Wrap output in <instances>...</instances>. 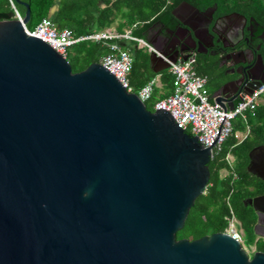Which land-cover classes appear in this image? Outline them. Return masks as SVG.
I'll return each mask as SVG.
<instances>
[{
	"label": "water",
	"instance_id": "1",
	"mask_svg": "<svg viewBox=\"0 0 264 264\" xmlns=\"http://www.w3.org/2000/svg\"><path fill=\"white\" fill-rule=\"evenodd\" d=\"M22 4V21L0 12V264H264L226 232L176 238L208 183L210 148L98 62L73 73L25 32ZM214 9L182 1L172 14L201 42ZM257 61L256 74L237 71L243 90L264 83ZM150 65L169 67L155 52ZM211 97L225 110L236 99L221 88ZM248 156L247 172L264 182V145ZM246 203L264 238V193Z\"/></svg>",
	"mask_w": 264,
	"mask_h": 264
},
{
	"label": "trees",
	"instance_id": "2",
	"mask_svg": "<svg viewBox=\"0 0 264 264\" xmlns=\"http://www.w3.org/2000/svg\"><path fill=\"white\" fill-rule=\"evenodd\" d=\"M182 1L200 11L215 6L212 20L232 12L238 13L257 24V34L264 33V0H0V12L12 11L13 4L23 16L25 7L22 3H26L29 5V17L25 26L29 30L47 17L57 29L68 28L75 37L114 25L117 32L129 29L132 36L149 41L148 33L155 27H162V30L175 28L178 22L172 10ZM111 42L127 50L131 57L128 82L132 92L138 93L153 77L158 76L159 85H154L149 97L144 100L147 110L154 111V104L172 93L174 76L168 69L154 73L150 53L146 48L138 47L136 41L80 40L67 47L64 58L73 73L79 72L108 53ZM253 46L254 49L258 46L256 54L264 65V37H255ZM193 68L197 74L206 77L210 98L224 81L231 78L225 75L217 60L204 55H197ZM261 97L252 111L245 112V119L237 115L231 121L232 134L210 158L207 164L208 183L203 193L194 200L182 228L176 232L177 239L194 240L214 232H225L230 216L237 220L242 233L245 229H253L257 214L246 201L264 193V182L248 173L246 167L249 152L264 145V93ZM185 131L190 133L188 129ZM236 133L243 134V137H237ZM229 156L232 160L228 159ZM251 232L253 251L264 252V238Z\"/></svg>",
	"mask_w": 264,
	"mask_h": 264
},
{
	"label": "built area",
	"instance_id": "3",
	"mask_svg": "<svg viewBox=\"0 0 264 264\" xmlns=\"http://www.w3.org/2000/svg\"><path fill=\"white\" fill-rule=\"evenodd\" d=\"M11 5L14 13L13 18L22 21L23 16L17 12L13 4ZM24 30L28 35L46 42L63 57H65L67 47L80 40L97 42L127 39L136 41L138 47L146 48L149 53L155 52L169 63L167 69L173 74L174 79L172 93L158 100L154 104V109L169 112L178 127L184 131L188 129L189 134L196 136L200 144L210 148V158L219 150L222 142L232 134L231 121L237 115L245 119V112L252 111L259 104L264 93V83L251 91L242 89L236 96L233 108L225 110L213 102L212 97L210 98L206 88V77L197 74L193 68V56H188L185 60L178 58L177 61L172 62L149 41L132 36L129 29L117 32L107 28L92 34L75 37L70 29H57L54 23L45 17L31 30L27 29L24 24ZM108 48L110 51L100 56L98 63L110 71L128 92H132L128 82L131 67L129 53L116 42L109 43ZM154 85H159L158 76L153 77L136 94L144 101L149 97ZM235 135L239 138L243 137L241 133ZM228 159L232 160L230 156ZM240 230H238L237 220L230 216L225 232L232 235L244 247Z\"/></svg>",
	"mask_w": 264,
	"mask_h": 264
},
{
	"label": "flooded vegetation",
	"instance_id": "4",
	"mask_svg": "<svg viewBox=\"0 0 264 264\" xmlns=\"http://www.w3.org/2000/svg\"><path fill=\"white\" fill-rule=\"evenodd\" d=\"M234 13L212 20L209 25L211 36L199 34L202 38L201 42L190 37V32L180 28L182 25L178 20V24L173 29L165 28L162 30V27H155L148 34L149 40L154 42L159 51L172 57L177 52L180 57L193 56L194 61L197 55H204L217 60L218 66L224 68L225 75L231 76L219 88L229 94L235 93L237 96L244 85L238 81L240 75L237 71H245L250 75L256 74L254 66L257 65L259 54H256L258 46L254 49L253 42L255 37L263 38L264 33H256L257 24L252 19L246 20L243 24L239 17L231 16ZM183 16L185 20H188V16L184 14Z\"/></svg>",
	"mask_w": 264,
	"mask_h": 264
},
{
	"label": "rangeland",
	"instance_id": "5",
	"mask_svg": "<svg viewBox=\"0 0 264 264\" xmlns=\"http://www.w3.org/2000/svg\"><path fill=\"white\" fill-rule=\"evenodd\" d=\"M238 230H240L239 226H238ZM251 231H253V229L252 230L245 229L244 233H242L241 230L239 231L241 238L243 240V244H244V246H246L247 249L245 247L244 248H245L246 252L249 253L250 255H252L251 253L253 251V245H251V243H250L251 239H252V235H253Z\"/></svg>",
	"mask_w": 264,
	"mask_h": 264
},
{
	"label": "crops",
	"instance_id": "6",
	"mask_svg": "<svg viewBox=\"0 0 264 264\" xmlns=\"http://www.w3.org/2000/svg\"><path fill=\"white\" fill-rule=\"evenodd\" d=\"M110 29L115 30V26H114V25L111 26ZM152 30H153V29H152ZM152 30H151V31H152ZM151 31H150V33H151ZM152 33H153V32H152ZM148 34H149V33H148ZM150 36H151V35H150ZM149 42L152 43V44L155 46V44H154V42H153L152 40H151V41L149 40ZM155 47H156V46H155ZM179 58H180V57H179ZM212 100H213V99H212Z\"/></svg>",
	"mask_w": 264,
	"mask_h": 264
}]
</instances>
